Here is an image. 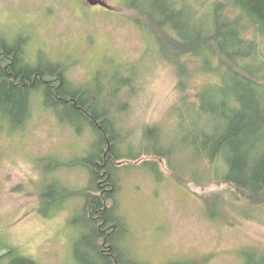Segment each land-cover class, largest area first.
<instances>
[{
	"label": "rangeland",
	"instance_id": "obj_1",
	"mask_svg": "<svg viewBox=\"0 0 264 264\" xmlns=\"http://www.w3.org/2000/svg\"><path fill=\"white\" fill-rule=\"evenodd\" d=\"M98 1L106 6L87 0H0V36L13 40L24 35L29 61L39 56L66 63L67 78L75 85L105 86L112 100L106 106L121 135V154L138 153L146 132L157 128L161 150L174 149L172 169L168 159L151 155L117 164L129 167L118 176L127 247L147 264H262L264 199L246 201L233 187L205 177L207 162L195 163V152L180 142L182 116H191L193 109L180 105L177 69L137 25L143 17L119 0ZM206 1L195 5L196 10H203ZM255 34L254 29L247 31L250 37ZM189 68L194 72L195 64ZM122 79L127 86L119 85ZM208 83L196 72L184 91L189 101ZM92 142L88 128L75 132L63 124L44 107L41 95L32 97L23 130L12 131L0 119V247L12 252L0 264L20 257L36 264H75L79 232L74 220L83 210L82 192L91 187V174L81 164ZM57 163L61 167L47 176ZM146 163L154 165L159 177ZM179 170L183 179L175 174ZM197 171L204 180L192 183L191 172ZM49 180L65 188L60 209L42 206V186ZM2 251L0 257L7 253Z\"/></svg>",
	"mask_w": 264,
	"mask_h": 264
},
{
	"label": "trees",
	"instance_id": "obj_2",
	"mask_svg": "<svg viewBox=\"0 0 264 264\" xmlns=\"http://www.w3.org/2000/svg\"><path fill=\"white\" fill-rule=\"evenodd\" d=\"M119 2L143 17L137 25L158 42L161 56L177 69L178 89L183 94L180 105L193 109L191 116H182V148L195 152V163L207 162L205 177L212 184L229 185L246 201L262 202L264 0H209L201 11L195 5L200 6L203 0ZM249 29L256 31L253 37L247 35ZM27 43L24 35L13 40L0 36V119L8 122L12 131L23 130L31 115L32 97L41 95L44 107L63 124L75 132L88 128L94 137L92 151L81 164L91 174V187L82 192H86L85 203L81 215L74 220L79 232L73 246L75 264H147L136 259L126 245L129 230L118 202V176L129 167L117 164L151 155L168 159L172 169L174 149L161 150L157 128L146 132V143L138 153L121 154V135L106 106L112 103L105 94L106 87L97 84L87 89L73 84L67 78L68 66L64 62L39 56L29 61ZM192 63L194 72L189 68ZM196 72L210 83L196 93L194 101H189L184 91ZM122 81L119 85H128V81ZM147 165L159 177L154 165L143 166ZM59 167L58 163L50 166L47 176ZM182 173L179 170L175 174L181 177ZM191 173L192 183L204 180L200 171ZM64 191L58 181L43 183L42 206L60 209ZM41 214L52 215L45 211ZM0 249L7 252L0 260L12 256L5 246ZM261 259L264 264V257ZM9 264L36 263L20 257Z\"/></svg>",
	"mask_w": 264,
	"mask_h": 264
},
{
	"label": "water",
	"instance_id": "obj_3",
	"mask_svg": "<svg viewBox=\"0 0 264 264\" xmlns=\"http://www.w3.org/2000/svg\"><path fill=\"white\" fill-rule=\"evenodd\" d=\"M88 3H90V5L92 6H97V5H102V6H106L104 3L99 2L98 0H87Z\"/></svg>",
	"mask_w": 264,
	"mask_h": 264
}]
</instances>
